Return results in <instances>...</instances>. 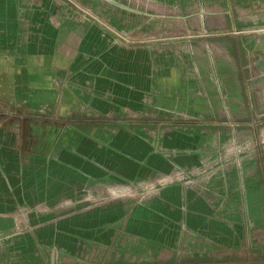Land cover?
I'll list each match as a JSON object with an SVG mask.
<instances>
[{"label":"crops","instance_id":"1","mask_svg":"<svg viewBox=\"0 0 264 264\" xmlns=\"http://www.w3.org/2000/svg\"><path fill=\"white\" fill-rule=\"evenodd\" d=\"M86 13L0 0V264H264L262 154L216 153L213 130L177 119L153 47ZM128 111L176 116L109 118ZM23 211L33 230L11 234Z\"/></svg>","mask_w":264,"mask_h":264},{"label":"rangeland","instance_id":"2","mask_svg":"<svg viewBox=\"0 0 264 264\" xmlns=\"http://www.w3.org/2000/svg\"><path fill=\"white\" fill-rule=\"evenodd\" d=\"M68 2L73 11L87 12L113 41L153 47L154 58L162 63L159 74L177 78L168 83L185 105L177 119L213 130L216 153L222 147L231 153L244 150L246 156L258 150L264 161V0ZM175 116L128 111L109 118L157 122ZM142 189L137 185L130 196L137 199ZM172 262L177 261L90 257L67 264Z\"/></svg>","mask_w":264,"mask_h":264},{"label":"built area","instance_id":"3","mask_svg":"<svg viewBox=\"0 0 264 264\" xmlns=\"http://www.w3.org/2000/svg\"><path fill=\"white\" fill-rule=\"evenodd\" d=\"M28 219V213L25 211L15 214L11 234L31 232L34 227L29 223Z\"/></svg>","mask_w":264,"mask_h":264},{"label":"trees","instance_id":"4","mask_svg":"<svg viewBox=\"0 0 264 264\" xmlns=\"http://www.w3.org/2000/svg\"><path fill=\"white\" fill-rule=\"evenodd\" d=\"M212 262L209 260H201V259H192V260H184L183 264H211Z\"/></svg>","mask_w":264,"mask_h":264},{"label":"water","instance_id":"5","mask_svg":"<svg viewBox=\"0 0 264 264\" xmlns=\"http://www.w3.org/2000/svg\"><path fill=\"white\" fill-rule=\"evenodd\" d=\"M221 34H222V33H219V35H221ZM196 37H198V36H196ZM119 121L126 122V121H128V120H119ZM245 263L249 264V263H251V262L248 261V262H245Z\"/></svg>","mask_w":264,"mask_h":264}]
</instances>
